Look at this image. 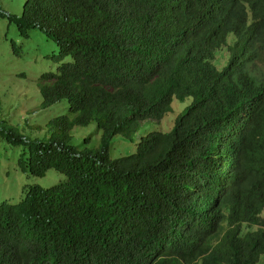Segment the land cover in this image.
Returning a JSON list of instances; mask_svg holds the SVG:
<instances>
[{
  "label": "trees",
  "instance_id": "16d2710c",
  "mask_svg": "<svg viewBox=\"0 0 264 264\" xmlns=\"http://www.w3.org/2000/svg\"><path fill=\"white\" fill-rule=\"evenodd\" d=\"M0 18L57 45L37 87L43 109L69 112L35 142L0 117V139L28 146L23 171L65 176L0 204V264H260L264 0H26ZM187 99L170 132L111 158L116 137L134 142ZM89 126L99 145L74 146Z\"/></svg>",
  "mask_w": 264,
  "mask_h": 264
},
{
  "label": "rangeland",
  "instance_id": "374dc122",
  "mask_svg": "<svg viewBox=\"0 0 264 264\" xmlns=\"http://www.w3.org/2000/svg\"><path fill=\"white\" fill-rule=\"evenodd\" d=\"M26 0H0V9L7 16H21ZM228 44L234 37L228 38ZM57 45L40 30H32L28 38L21 37L14 23L0 18V102L1 119L18 128L29 141H40L49 137V123L60 115L69 116L66 101L43 109L42 97L37 87L38 80L44 74L55 72L59 66ZM53 58L55 60H53ZM229 60L227 49L219 51L214 59L218 69L226 66ZM191 103L187 99L183 104L173 101L172 112L160 122H143L139 132L131 142L122 137L113 141L110 156L117 159L134 154L141 137L151 132H170L178 115ZM92 136L90 147L99 145L100 133L93 126L77 130L72 144L83 148V141ZM28 146H13L0 139V204H18L24 199L28 188L40 186L49 188L65 181V176L55 170L47 172L44 178H35L23 171L20 162L28 158ZM264 217V212H263ZM260 264H264V258Z\"/></svg>",
  "mask_w": 264,
  "mask_h": 264
},
{
  "label": "clouds",
  "instance_id": "9594fccd",
  "mask_svg": "<svg viewBox=\"0 0 264 264\" xmlns=\"http://www.w3.org/2000/svg\"><path fill=\"white\" fill-rule=\"evenodd\" d=\"M170 114V113H169ZM168 115V114H167ZM157 123V122H156ZM174 127V126H173ZM156 132H158V131H156ZM152 133V132H151ZM148 135V134H147Z\"/></svg>",
  "mask_w": 264,
  "mask_h": 264
}]
</instances>
